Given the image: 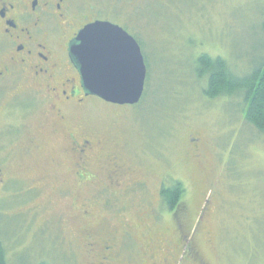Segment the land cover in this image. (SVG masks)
I'll return each mask as SVG.
<instances>
[{
	"label": "rangeland",
	"instance_id": "374dc122",
	"mask_svg": "<svg viewBox=\"0 0 264 264\" xmlns=\"http://www.w3.org/2000/svg\"><path fill=\"white\" fill-rule=\"evenodd\" d=\"M80 3L119 14L146 58L140 105L93 96L79 126V133L96 131L143 185L114 192L95 178L80 180L60 153L63 132L76 129L51 125L45 106L27 95L24 118L1 139L11 177L0 204L5 264H90L95 257L83 230L112 232L119 243L123 223L132 241L120 242L121 252L130 264L146 262L151 249H163L154 261L171 254L167 264H264V138L245 123L241 97L205 98L193 67L200 54L223 58L239 75L263 61L264 0ZM190 138L200 157H193ZM103 161L96 157L91 173H105ZM175 182L184 194L169 211L160 190Z\"/></svg>",
	"mask_w": 264,
	"mask_h": 264
},
{
	"label": "flooded vegetation",
	"instance_id": "af4514ba",
	"mask_svg": "<svg viewBox=\"0 0 264 264\" xmlns=\"http://www.w3.org/2000/svg\"><path fill=\"white\" fill-rule=\"evenodd\" d=\"M80 1L0 0V102L5 101L6 105L4 111L0 110V151L3 148L1 139L10 135L12 122L20 123V119L24 118L26 96L30 95L45 106L51 125L59 123L61 128L67 129L71 124L76 129L63 132L66 141L63 140L65 144L60 153L80 180L95 178L102 190L116 189L114 192H119L117 189L121 186L135 190L143 182L132 178L131 169L106 148L97 132L85 128L79 133L80 120L93 96L84 95L78 71L69 56V46L80 30L95 21L109 22L126 30L116 12L101 15L95 4L84 6ZM32 139H29L27 147L35 144V138ZM196 141L188 139L195 158L200 157ZM96 157H103L105 173H91ZM2 160L0 156V204L6 203L11 181ZM170 187L162 186L160 193ZM81 213L86 215V211ZM123 228L120 242L132 241L126 223H123ZM82 235L86 238L89 253L94 255L92 258L95 257L90 264H119L120 261L130 264L122 255L121 243L117 242L114 233L99 237L90 228L84 229ZM126 245L127 242L123 247ZM0 246L4 248L1 240ZM155 251L163 253V249ZM155 251L145 252L148 259L141 263L167 264L169 256H172L166 252L162 259L154 261Z\"/></svg>",
	"mask_w": 264,
	"mask_h": 264
},
{
	"label": "water",
	"instance_id": "95a60500",
	"mask_svg": "<svg viewBox=\"0 0 264 264\" xmlns=\"http://www.w3.org/2000/svg\"><path fill=\"white\" fill-rule=\"evenodd\" d=\"M86 31L101 38L102 46L94 42L86 49L82 41ZM69 56L78 71L84 95L118 106L140 102L146 79L144 57L137 41L121 27L103 21L86 25L70 44ZM102 65L118 73L119 87L103 82Z\"/></svg>",
	"mask_w": 264,
	"mask_h": 264
},
{
	"label": "trees",
	"instance_id": "16d2710c",
	"mask_svg": "<svg viewBox=\"0 0 264 264\" xmlns=\"http://www.w3.org/2000/svg\"><path fill=\"white\" fill-rule=\"evenodd\" d=\"M144 60L146 63V58ZM193 67L196 80H204L203 96L209 100L222 97H227L228 99L241 97L240 112L244 117L245 123L264 138V60L259 64H255L244 75L234 73L223 58L210 57L206 54H200ZM147 77L148 74L145 79L146 86ZM143 94L142 98L144 99L145 92ZM140 102L134 107H138ZM183 194L182 185L175 182L170 188L163 190L160 194L163 207H166L169 211H175ZM3 250L4 248L0 246V264H5Z\"/></svg>",
	"mask_w": 264,
	"mask_h": 264
},
{
	"label": "snow or ice",
	"instance_id": "6c2138e0",
	"mask_svg": "<svg viewBox=\"0 0 264 264\" xmlns=\"http://www.w3.org/2000/svg\"><path fill=\"white\" fill-rule=\"evenodd\" d=\"M82 41H83V46L86 49L89 47V45L93 44L94 42H100L102 46L101 38H98L87 31L85 32V34H83ZM101 76L103 78V82L107 86L114 88L120 86L118 73L114 69L102 65Z\"/></svg>",
	"mask_w": 264,
	"mask_h": 264
}]
</instances>
